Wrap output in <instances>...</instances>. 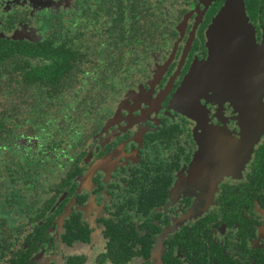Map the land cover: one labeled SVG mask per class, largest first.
<instances>
[{"label":"flooded vegetation","instance_id":"1","mask_svg":"<svg viewBox=\"0 0 264 264\" xmlns=\"http://www.w3.org/2000/svg\"><path fill=\"white\" fill-rule=\"evenodd\" d=\"M225 2L0 0V38L60 42L94 104L15 140L31 163L0 191V264H264V136L209 186L193 173L199 122L175 104ZM244 3L262 43L264 0ZM202 103L239 136L231 99Z\"/></svg>","mask_w":264,"mask_h":264},{"label":"water","instance_id":"2","mask_svg":"<svg viewBox=\"0 0 264 264\" xmlns=\"http://www.w3.org/2000/svg\"><path fill=\"white\" fill-rule=\"evenodd\" d=\"M238 23L242 28L237 26ZM207 37L210 55L192 68V85L184 86V96L189 95L190 88L199 95L212 91L223 97L228 92L232 94L231 100L244 107L240 136L225 141L200 109L190 102L187 106L189 112L200 113L202 124L208 127L212 138L219 137L221 141V153L202 144L203 154L193 172L198 182L204 181L210 186L218 185L224 176L244 169L256 144L264 136V38L258 43L244 0H226L213 18ZM223 77H231L233 81L223 84ZM205 152H208L210 161L203 163L207 158Z\"/></svg>","mask_w":264,"mask_h":264},{"label":"trees","instance_id":"3","mask_svg":"<svg viewBox=\"0 0 264 264\" xmlns=\"http://www.w3.org/2000/svg\"><path fill=\"white\" fill-rule=\"evenodd\" d=\"M71 56L65 55L60 42L28 46L0 38V191L9 180L27 178L31 162L22 161V152L13 147L15 140L17 145L21 141L24 127H57L59 115L68 108L74 124L92 113V102L74 90L73 74L81 71L68 61Z\"/></svg>","mask_w":264,"mask_h":264},{"label":"rangeland","instance_id":"4","mask_svg":"<svg viewBox=\"0 0 264 264\" xmlns=\"http://www.w3.org/2000/svg\"><path fill=\"white\" fill-rule=\"evenodd\" d=\"M237 26L239 28H242L241 24H237ZM232 29L233 31L235 30L234 29V23H232ZM192 73L190 72L186 77H185V80L183 82V84L181 85L180 89L178 90L176 96H175V104H176V107L178 110H180L181 112L183 113H186L188 114L189 116H191L192 118H196L198 120V118L200 119V122H199V125H198V128H199V135L201 137L200 140H203V142H201V145L203 143H205V147H207V149H211V148H215V149H218V152L221 153L223 150L220 148V138L219 137H216V138H212L213 135L210 134L209 130H208V127H204L203 124H202V120L199 116V112H189L187 106L189 104V102L194 106V107H197L198 109H200V111H202L203 115L207 116L209 114V110L203 105L202 101L204 98H207L208 95H210L211 92H207L205 93L204 95L202 94H198V92L195 90V93L193 92L192 88L189 89L188 91V96H184V86H189V85H192V78L193 76L191 75ZM223 81V84H227V83H231L233 80L231 77H223L222 80ZM189 96H190V99H189ZM213 96L214 97H219L221 99H231L233 98L232 97V94L231 93H228L227 94H224V96H220L219 94L217 93H214L213 92ZM192 100V101H191ZM232 102L236 105L238 111H239V116H237V119H238V126H239V136H240V131H241V113H242V106H239L238 103H236L234 100H232ZM94 106V104H91L89 105V107H92ZM244 108V107H243ZM214 128H215V131L218 135H221L222 139H224L225 141L226 140H232L230 139L229 137H235L237 138V134L236 131H231L230 129H226L225 127H222V126H216L214 123H212ZM234 133V134H232ZM210 136V137H209ZM238 136V137H239ZM262 139V138H261ZM205 154L207 155V158L205 160H203V163H206V162H209L210 161V156L208 154V152H205ZM216 155V154H215Z\"/></svg>","mask_w":264,"mask_h":264}]
</instances>
